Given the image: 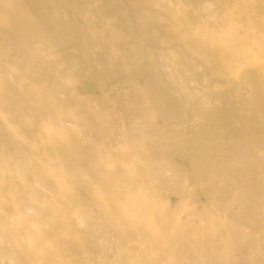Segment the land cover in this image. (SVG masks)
I'll use <instances>...</instances> for the list:
<instances>
[{
    "label": "rangeland",
    "instance_id": "374dc122",
    "mask_svg": "<svg viewBox=\"0 0 264 264\" xmlns=\"http://www.w3.org/2000/svg\"><path fill=\"white\" fill-rule=\"evenodd\" d=\"M0 264H264V0H0Z\"/></svg>",
    "mask_w": 264,
    "mask_h": 264
}]
</instances>
